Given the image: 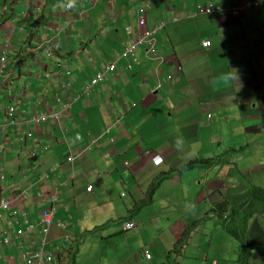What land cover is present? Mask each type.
I'll return each instance as SVG.
<instances>
[{
  "label": "crops",
  "instance_id": "0c3cea01",
  "mask_svg": "<svg viewBox=\"0 0 264 264\" xmlns=\"http://www.w3.org/2000/svg\"><path fill=\"white\" fill-rule=\"evenodd\" d=\"M143 1L74 0L67 7L68 0H33L23 17L22 0H0V45L11 25L21 39L8 63L19 92L17 118L0 132L7 180L0 182V198L13 200L12 210L0 213V264H18L23 248L39 247V216L53 194L57 214L44 246L55 258L51 264H193L186 263L183 244L175 260L172 255L189 222L216 212L225 196L248 203L250 189L264 188V6L238 15L196 13L197 5L264 0H146L148 25L167 20L155 47L162 60L149 59L145 48L137 47L117 61L115 74L83 93L94 73L121 51L130 36L125 27L136 34L135 9ZM171 12L177 20H169ZM44 40L51 58L34 49ZM65 64L69 75H56ZM157 76L162 87L154 92ZM37 99L48 104L34 106ZM10 102L0 88L2 124ZM49 111L58 112V119L27 128L21 123ZM29 131L31 139L25 138ZM178 136L181 150L173 144ZM69 153L73 163L66 161ZM9 156L18 163L16 173L5 172ZM187 161L197 162L170 174ZM160 174L166 179L152 201L139 205ZM23 190L26 198L19 196ZM127 220L136 221L138 229H124ZM17 222L34 224L35 230L27 241L5 246L2 237H12ZM249 224V237L260 248H255L258 264H264V214ZM211 264H219L214 256Z\"/></svg>",
  "mask_w": 264,
  "mask_h": 264
},
{
  "label": "built area",
  "instance_id": "2783aa9c",
  "mask_svg": "<svg viewBox=\"0 0 264 264\" xmlns=\"http://www.w3.org/2000/svg\"><path fill=\"white\" fill-rule=\"evenodd\" d=\"M32 1L33 0H22V8L20 13L25 17V15L28 14L31 6H32ZM247 6H253V7H258V2H248L247 5H228L227 9L231 11L232 14L237 15L240 10L246 8ZM197 11L196 12H201V13H210L214 11H220L223 9L221 5H212V4H207L206 6L202 5H197ZM149 9V1H143L140 3L136 9H135V23H136V35L134 36H129L126 41H123V50L121 53L117 55V59H114L108 63H106L101 71H97L93 78L91 79L89 85L83 89V93H86V89H90L94 85H96L99 81L106 79V75L110 73L111 75L114 74L115 71V66H116V61L125 58L128 54L132 53V51L137 47V46H144L145 47V53L147 54L148 58H157V61H161V56L157 55L155 52V47L157 46V40H156V34L158 33L159 30H161L164 27V20H159L156 22V24L150 26L146 22V13ZM171 20H176L177 17L171 12L170 15ZM21 31H24V25L19 27ZM16 26L11 25L7 29L3 31L2 35V42H1V49H0V88H2L3 92L6 94V96L9 98L11 101L4 109V115H5V123H0V132L5 133V130L8 125H13L15 124V119L17 118L16 114V107H15V102L17 100L19 92L17 89L13 86V81L10 76V73L8 72V58H9V53L16 49L17 45L21 41L20 38L16 39ZM125 32L127 34H130L132 32V28L130 26L125 27ZM49 42V40H44V41H39L35 46L34 49H42L43 55L46 58H51L53 55V50L48 47L46 49H43V46ZM204 46L209 45V41H203L202 42ZM30 50V48H28ZM128 69H132V65L128 64L126 66ZM69 68L67 64L61 66V68L56 72V75H66L68 76L69 74ZM166 79L170 78V75L166 76ZM70 84V82H65V86ZM162 86V80L158 78L156 86L153 87V90L156 91ZM78 96V95H77ZM77 96L74 99H71L67 103H64L61 108H68L72 101L77 98ZM57 101H61V97H56ZM39 103H45L48 104L47 101L45 100H40L37 99V101L34 102V106ZM43 104V105H45ZM59 114L58 112H52L49 111L48 114H45L43 112H36L33 114H30L28 117L23 118L22 120V125H24L25 128H27L28 125L31 123H41L45 122L48 118L52 119H58ZM24 130V128H23ZM62 135L64 136V130H62ZM25 138L30 139L31 138V133L30 131L26 133ZM0 142H1V136H0ZM6 151L5 145L0 143V182L4 181V172L2 169V157L3 152ZM30 157L35 156V152L30 151L29 152ZM73 156L71 154L67 155L66 161L69 163H72L73 161ZM88 189H92V185L88 186ZM28 195L27 190H23L20 194V197H26ZM12 201L13 200H5L4 198H0V209L4 211H11L12 209ZM56 201V195L53 194L51 196V206L50 208H47L43 210L40 216L39 223L41 225V233L44 235L43 239L41 240V243L39 247L36 250H31L27 248H23L20 257H19V262L18 264H50L53 261V256L52 254H48L44 252V245L47 242L48 235L50 233V229L52 225L54 224V218L56 216V208L54 206V202ZM14 216H18L19 213L17 211L13 212ZM23 217L26 215L23 213ZM62 226V225H61ZM64 226V225H63ZM124 227L126 229H137V223L134 220L127 221L124 224ZM34 225L30 224L27 226V228H18L15 231V235L12 238H9L7 236L2 237L1 243L4 244L5 246H12L13 242L15 239L21 240V241H27L30 238L31 233L34 230ZM146 257L150 258L151 254L150 252L146 251Z\"/></svg>",
  "mask_w": 264,
  "mask_h": 264
},
{
  "label": "rangeland",
  "instance_id": "374dc122",
  "mask_svg": "<svg viewBox=\"0 0 264 264\" xmlns=\"http://www.w3.org/2000/svg\"><path fill=\"white\" fill-rule=\"evenodd\" d=\"M156 38L157 40L160 38L159 34L156 35ZM137 47H141V46H137ZM11 60L12 59H10V61ZM63 76L66 78V75ZM157 80H158V76L156 77V82ZM58 96L59 95H57V97ZM57 102H61V101H57ZM215 146L216 148H219L217 144L214 145V147ZM9 158L10 156L7 157L6 159L7 167L5 172H7V174L11 171L16 173L18 163L15 160L11 162ZM193 162L195 163L197 161H193ZM201 162L202 161L196 164H200ZM179 191L180 193H182V189ZM166 195L173 196L174 192L168 191ZM246 212H247L246 208L244 210L241 209L240 211H236L235 213L231 214L228 218L223 219L213 209L211 210L209 217L201 219L200 221H195V222L190 221L189 222L190 226L187 233L183 234V236L181 234L178 240L177 239H176L177 241L175 240L176 243L174 244L173 252H172L173 260H175V258L177 257L178 254L177 249L181 250L182 249L181 244H183L182 247H184L188 251L187 253L188 255L186 256V263L211 264V260L214 256L219 264H242V263L258 264L259 261L257 260L256 257L259 256H257L256 250L255 249L250 250L252 252L251 257L249 261H247L244 258V255L247 253L249 246L246 248L245 247L242 248L241 246L243 242L248 241V237H246V235H244L243 233V228L245 227ZM237 226H239V228H237ZM196 228H200L197 229L198 231L197 233H195L196 230H194ZM210 238L212 240L211 244H209ZM176 244L177 246L175 250ZM206 254H210L208 261L205 259V257L207 256ZM167 257H168V253H167Z\"/></svg>",
  "mask_w": 264,
  "mask_h": 264
},
{
  "label": "trees",
  "instance_id": "16d2710c",
  "mask_svg": "<svg viewBox=\"0 0 264 264\" xmlns=\"http://www.w3.org/2000/svg\"><path fill=\"white\" fill-rule=\"evenodd\" d=\"M194 167V162L190 161L185 164L184 167L179 168L176 171L171 172L170 174H175L177 172H182L185 168H192ZM166 175H160L156 177V179L151 183L149 189L146 192L145 198L141 201L139 205L148 204L152 201V197L155 193V190L158 188L161 180ZM230 196H225L221 201L218 202L217 206L218 209L216 210L217 214L223 218H228L231 214L235 213L236 211H240L243 207L247 209L246 216H245V227L243 228V233L249 239V232H250V221L255 214H264V188L263 187H253L250 189V195L247 198L248 203H239L236 204L233 199L230 200ZM248 205V206H247ZM213 210V209H212ZM239 228V226H237ZM249 246L247 253L244 255V258L250 259L252 249L258 248L256 244L252 243V240H248L247 242L242 243V248H246Z\"/></svg>",
  "mask_w": 264,
  "mask_h": 264
},
{
  "label": "clouds",
  "instance_id": "9594fccd",
  "mask_svg": "<svg viewBox=\"0 0 264 264\" xmlns=\"http://www.w3.org/2000/svg\"><path fill=\"white\" fill-rule=\"evenodd\" d=\"M144 1H146V0H144ZM254 2H256V1H253V2H251V3H254ZM258 2V7H257V9H256V7H253V6H247L246 8H244V9H242V10H240L239 11V13L240 12H242V11H251L252 13H254V11H260V10H262V8H263V6H264V4H263V1H257ZM142 3V2H141ZM73 4H74V0H68V4L66 5L67 7H71V6H73ZM210 4V3H209ZM213 5V4H212ZM215 5H220V4H215ZM235 5H238V4H235ZM240 5V4H239ZM222 7H223V9L222 10H220V11H214V12H210L211 14L212 13H215V12H221V11H224V10H227V11H229L230 13H231V11L229 10V9H227V7H228V5H226V6H224V5H221ZM31 9V8H30ZM196 13H201V12H196ZM210 13H207V14H210ZM232 14V13H231ZM171 15V14H170ZM238 15V14H237ZM170 18V17H169ZM161 20H164L165 21V23H164V26H165V24H166V22H167V20L164 18V19H161ZM169 20H171V19H169ZM177 20V19H176ZM171 21H173V20H171ZM158 22V21H157ZM124 32H125V29H124ZM159 32V31H158ZM132 33V32H131ZM131 33L130 34H128V35H130V36H134V35H131ZM136 35V34H135ZM157 35V34H156ZM127 39V38H126ZM126 39L125 40H123V41H126ZM157 40V39H156ZM122 41V42H123ZM209 45H210V43H209ZM208 45V46H209ZM208 46H206V47H208ZM141 47H144V46H141ZM123 48H124V46H123V43H122V49H121V51L123 50ZM145 48V47H144ZM0 49H1V45H0ZM121 51L119 52V53H121ZM134 51V50H133ZM133 51H132V53H133ZM119 53H117L116 54V57H115V59H117V55L119 54ZM132 53H130V54H132ZM130 54H128V55H130ZM127 55V56H128ZM126 56V57H127ZM160 56V55H159ZM125 57V58H126ZM121 59H124V58H121ZM150 59V58H149ZM9 58H8V63H9ZM120 60V59H119ZM119 60H117V61H119ZM161 60H162V57H161ZM117 61H116V63H117ZM108 62H110V61H108ZM68 66V65H67ZM116 67V66H115ZM68 68H69V66H68ZM59 70V69H58ZM57 70V71H58ZM131 70V69H130ZM69 71L71 72V69L69 68ZM69 72V73H70ZM96 73V72H95ZM94 73V74H95ZM116 73V71H114V74ZM69 75V74H68ZM113 75V74H112ZM94 76V75H93ZM93 76L91 77V79L93 78ZM106 78H107V75H106ZM158 78H159V76H158ZM167 78V77H166ZM170 78H171V75H170ZM169 78V79H170ZM91 79H90V81H91ZM169 79H167V80H169ZM104 80V79H103ZM90 81L88 82V84L90 83ZM102 81V80H101ZM100 82V81H99ZM87 85L85 84L84 85V88L86 87ZM95 86V85H94ZM93 86V87H94ZM162 87V86H161ZM151 91H154L153 90V88L151 89ZM154 92H158V89L156 90V91H154ZM159 96H160V94H159ZM33 114V113H32ZM210 115V114H209ZM42 123V122H41ZM30 133H31V131H30ZM31 138H32V133H31ZM30 138V139H31ZM173 144H174V147L177 149V150H181L182 149V147H183V144H184V141H183V137L182 136H178V137H175L174 139H173ZM36 154V153H35ZM69 154H71L72 155V153H69ZM31 158H33V157H31ZM73 163V162H72ZM128 162H125V164H127ZM2 169H3V163H2ZM3 172H4V169H3ZM5 175H4V182H5ZM3 182V181H2ZM56 195V200H57V194H55ZM20 196V195H19ZM27 197V196H26ZM25 197V198H26ZM51 206V205H50ZM50 206L48 207V208H50ZM55 206V205H54ZM55 208H56V206H55ZM12 210V209H11ZM56 210H57V208H56ZM2 211H4V210H1L0 209V213L2 212ZM43 212V211H42ZM41 212V213H42ZM25 214L26 215V213L25 212H22V214ZM56 214H57V212H56ZM256 215V214H255ZM23 216V215H22ZM40 216H41V214H40ZM40 216H39V220H40ZM17 217H19V215L17 216ZM56 217V216H55ZM252 219V218H251ZM127 221H130V220H127ZM127 221H124L123 222V228L124 229H126L125 227H124V224L127 222ZM251 221V220H250ZM54 222H55V218H54ZM137 223V222H136ZM17 224H18V222H17ZM55 224V223H54ZM19 225V227H17V228H15L13 231H14V234L12 235V237H10V236H7V237H9V238H12L13 239V236L15 235V231L18 229V228H27V226L28 225H30V224H27V225H20V224H18ZM34 225V224H33ZM40 225V224H39ZM41 226V225H40ZM53 226V225H52ZM251 226V225H250ZM36 226L34 225V228H35ZM137 229H138V225H137ZM136 229V230H137ZM35 230V229H34ZM34 230H33V232H34ZM51 230V229H50ZM126 230H134V229H126ZM32 232V233H33ZM31 233V234H32ZM40 234H42L41 233V231H40ZM5 236V235H4ZM3 236V237H4ZM43 234H42V238H41V240L43 239ZM49 236V235H48ZM249 236V235H248ZM48 239V238H47ZM249 239H250V237H249ZM248 239V240H249ZM41 240H40V243H41ZM251 240V239H250ZM2 241V240H1ZM46 244H47V242H46ZM45 244V245H46ZM40 245V244H39ZM44 245V246H45ZM43 249H44V247H43ZM146 251H148V252H150L149 250H146ZM146 251H145V256H146ZM44 252H45V250H44ZM48 254H51V253H48ZM150 254H151V252H150ZM53 256V255H52ZM151 258V257H150ZM150 258H148V259H150ZM55 261V258H54V256H53V261L51 262V263H53ZM50 263V264H51Z\"/></svg>",
  "mask_w": 264,
  "mask_h": 264
}]
</instances>
